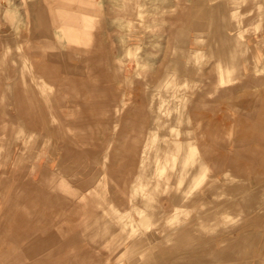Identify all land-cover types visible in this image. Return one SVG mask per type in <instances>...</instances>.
<instances>
[{
  "label": "rangeland",
  "instance_id": "rangeland-1",
  "mask_svg": "<svg viewBox=\"0 0 264 264\" xmlns=\"http://www.w3.org/2000/svg\"><path fill=\"white\" fill-rule=\"evenodd\" d=\"M193 1L192 10L195 12L190 22H186L185 18H188L186 13H180L174 20H171L173 15L165 16L166 10L160 9L164 4L167 9L175 5L182 10L190 7V4L183 0H0V72L5 74L7 71L19 70L20 81L24 82L29 77V71L33 66V61L29 58L32 59L33 55L37 54L41 55L38 59V61L41 60V70L58 69L60 71L59 78L62 77L59 80L63 81V83H58L60 86L69 85L64 83L67 81L64 79L73 80L75 83L68 81L71 85L81 84L83 80L89 81V78H84L89 71L94 70L97 75V70H105L107 76L109 71L113 73L115 69L119 72L120 78L106 77L104 80L107 85L111 86L112 95L110 96H119L117 92L113 93L114 88L122 90V115L120 119L119 117L116 119L124 127L145 116V118L152 117L159 120L169 118L171 124L165 130L162 129L159 136V140H164L158 145L164 146L165 143L173 141L177 130L188 133L197 131L200 126L201 138L206 140L208 130L213 129L214 132L216 125H220L224 129L221 134V144L232 148L235 140H241L238 134L243 127L239 121L254 110L253 107L248 108L242 104L243 96L255 91L263 93L264 86L257 89L238 90L239 92L234 96L223 98L220 92L205 93L203 89L215 84L212 76L216 73H207V69L220 63L219 56L212 57L209 52L212 54L213 51V37L217 40L214 48H217L219 52L228 48L220 43L224 32H219V30L223 26L232 29L235 37L238 38L240 44L237 45V53L241 57H245L244 54L251 51L256 53L258 49L264 52V0ZM87 2L91 10L95 11L93 16L88 17V12L81 10L85 9ZM222 3L226 5L227 13L213 15L206 13L207 15H204L206 11L222 8L220 7ZM53 8L57 9V14L50 12ZM39 12L42 13L37 14ZM38 16L40 21L36 23L34 18ZM72 19L77 28L74 29L76 32L69 37V32L72 33V31H69L68 24ZM87 21L93 22L94 26L90 23L92 29L85 34ZM164 22L166 25L168 23L171 29L163 30L156 25V23L165 25ZM198 25L201 28H198ZM175 26L178 29H175ZM213 27L216 31H213ZM163 36L180 40L179 45L169 46L171 50L179 49L180 53L177 51V56H171L168 64L157 62L159 58H162L164 47V39L160 42L157 39ZM147 39H152L154 43ZM72 40L76 41L78 49L81 45L80 50L68 47L67 43L70 44ZM121 40L124 45L120 42ZM126 41L130 44L136 43L137 46L127 45ZM207 41L212 44H207ZM42 45L56 48V52L61 54L64 45L68 56L62 55L58 61H53L48 56L49 54L45 56L40 52L39 47ZM87 46L88 48L85 49ZM185 49L203 52H191L190 56L184 54ZM121 53L123 56L117 59L116 54ZM184 58L188 60L185 67L182 63L173 60ZM249 58L253 59L255 55L252 53ZM165 59H168L167 55ZM253 62L255 63L252 61L251 65ZM237 66L241 69L240 62L230 60L223 62L224 69L230 71ZM260 70L258 73L251 72L247 78L239 76L238 73L234 74V72L232 75L238 80L233 88H240L251 79V81L259 79L264 81V63L260 66ZM67 73H70L68 76H73V78H66ZM189 73H194L192 78H184V75ZM90 80L93 79L90 78ZM94 80L97 81L98 78ZM4 81L9 85L16 82L13 79L11 82L9 79ZM192 103L194 105L201 103V105L195 109L192 108ZM1 105L6 109L11 102L4 101ZM194 112L201 115L198 122L193 120ZM111 115L113 116L112 113ZM116 119L112 118L110 121L114 122ZM170 126H173L176 131H171ZM15 140H17L15 136L0 133V141L5 145L3 149L0 146L2 155L7 156L10 148L8 145ZM100 141L96 139L95 143L88 147L91 156L96 154L100 162L93 161L90 155L85 161H92L98 168H104L103 164L112 163L113 154L111 157L109 155L114 151L106 155L105 151L98 148ZM145 142L142 138L140 150L146 145ZM155 146L157 147V143ZM41 149L44 152L50 151L48 147ZM37 151L38 149H33V152ZM156 152L157 149L154 148L150 157L145 151L141 158H137L133 184L139 182L145 185L150 184L149 177L155 168L153 156ZM46 157L44 155V162ZM2 163L3 159L0 157V165ZM254 164L256 165V162ZM79 167L74 166L76 170ZM262 169L263 167H259L258 170L262 172ZM76 170L68 173L67 178L77 184ZM205 175V180H202L196 192L201 193L202 198L206 193L210 200L196 202L192 204L193 207L181 209L177 214L161 219L159 214H154L151 221L133 225L127 220L131 216L137 218L135 211L131 210L122 218V221L127 222L119 223L115 220L120 217V213L110 207L109 219L115 221L112 224L115 233H109L106 238L99 237L101 233L93 232V230L85 233L79 230L72 234L56 233L61 241L79 235L82 246L85 248L84 253L90 254L95 251L102 256L107 254L113 242L120 237H126V243L130 247L120 249L108 263L92 254H90L88 263H83L77 258L80 255L79 252H72L73 255L70 256L55 252L51 254L50 248H47L46 254L29 253L27 259H19L18 245H22H20L22 251L26 249L27 252H33L35 243H38L34 235H40V233H3V213L0 209V264H33L34 258L36 261H44L45 264H264V173L256 175L249 169L240 173H231L232 177L225 179L229 185L220 183L217 189H215L217 183L213 180L216 175L214 166L213 169L208 166L205 169ZM154 178L155 181L159 179L157 176ZM1 180L2 174H0ZM193 181L196 182L195 177ZM161 184L154 187L153 195L157 201L167 207L170 204L163 189L164 185ZM230 186L239 190H229ZM115 187V183L109 180L105 189L107 192H112L116 190ZM189 187H192V184ZM191 191L194 192L193 188ZM231 202L234 203V209L227 211L224 208L220 214L222 211L220 207L224 206L223 203ZM208 210L213 212L212 221L202 223L200 216ZM145 215L148 214L145 213ZM77 223L79 226L82 225L80 221ZM54 225L58 228L66 225L72 226L73 223L57 218L54 220ZM179 227L183 228L180 233H172ZM113 236L115 237L111 239L112 241L108 243L105 241ZM157 239L163 241L158 243L155 241ZM221 239L230 241L220 244ZM41 250L44 252V248L38 251ZM131 250L136 251L128 255ZM142 252H144L143 255L140 254ZM135 258L138 259L135 260ZM193 258H198V260L190 261Z\"/></svg>",
  "mask_w": 264,
  "mask_h": 264
},
{
  "label": "crops",
  "instance_id": "crops-1",
  "mask_svg": "<svg viewBox=\"0 0 264 264\" xmlns=\"http://www.w3.org/2000/svg\"><path fill=\"white\" fill-rule=\"evenodd\" d=\"M183 1L189 3L190 7H185L182 10V8L175 5L167 9L164 4L160 9L166 10L165 16L168 14L173 15L171 20H174L180 13H186L188 18H185V21L190 22L191 16L195 12V10H192L194 1ZM220 7L223 9L215 8L213 11H206L204 15L206 16V13L208 15L227 13L225 4L222 3ZM188 8L190 9L186 10ZM81 10L88 12V17L95 14V11L91 10L89 2L85 5V9ZM50 12L57 14V9L53 8ZM40 13L42 12L37 14ZM39 16L34 18L36 23L40 21ZM71 22L74 23L73 19L69 20V23ZM87 22L86 33L92 29L90 23L93 24V22ZM164 24L159 25L156 23L163 30L171 29L168 23L166 25L164 22ZM72 25L68 24L69 31L73 29L72 33L69 32V37L74 34V29L77 28V26ZM174 28L178 29L176 26ZM198 28H201V26L198 25ZM222 29L219 30V32H224L220 43L228 48L223 52H219L217 48H214L217 40L213 37L212 54L208 52L212 57L219 56L220 63L207 69V73L216 72L212 76L215 84L207 89L202 88L205 90L204 92H220L221 98H223L234 96L235 93L239 92L238 90L263 87L264 81L262 79L257 81H251V79L240 88H233L234 83L238 80L237 77L234 78V75H232L234 72V74L238 73L239 76L247 78L251 72L258 73L261 71L260 66L264 63V52L258 49L255 53L248 47L255 55L254 60L249 58L251 52L248 53L249 55L244 54L246 58L241 57L237 53V45L240 43L231 31L232 29L224 26ZM213 31H216L214 27ZM162 39H164L162 58H159L157 62L168 64L170 57L177 56L179 50H171L169 46L179 45L180 40L179 38L171 39L163 36L159 37L157 41L160 42ZM151 40L147 39V41ZM75 42L74 40L70 41V44L68 42V47L77 50V43ZM120 42L124 45L122 40ZM126 43L127 45L133 44V47L137 46L136 43L130 44L129 41H126ZM207 44L211 45L212 43L207 41ZM39 48L45 56L49 54L48 56L53 61H58L62 55L68 56L64 45L62 54L56 52V48H48L45 45ZM178 52L180 53V51ZM191 52L202 53L203 51L185 49L184 54L191 56ZM166 55L168 59H165ZM122 56L121 53L116 54L115 57L120 59ZM40 57L41 55L37 54L33 55L32 59L29 58L33 61V66L29 71L28 78L30 79L27 78L24 82L20 81L19 70L7 71L5 74L0 72V133L15 136L17 139L8 145L11 149H8L6 157L0 151V157L3 159V163L0 165V174H2L0 209H2L3 227H5H2V231L3 233H40V235H34L38 243H35L33 252H27L26 249L22 251L20 249L21 244L18 245L19 259H27L29 253H34V255L46 254L47 248H50L51 254L55 252L70 256L73 255L72 252H79L80 255L77 258L82 260L83 263H88L90 254L98 256L108 263L111 257L120 249L130 247L126 243V237H120L116 242H113L107 254L102 256L95 251L90 254L84 253L85 248L82 246L79 235L61 241L56 233L72 234L78 230L85 233L93 230V232L98 231L97 233H101L100 236L98 235L99 237L106 238L109 233H115L112 228L115 221L119 223L130 221L133 225H136V223L141 225L144 222L151 221L154 214H159L160 219L166 218L172 214H177L181 209L193 207L192 204L201 200L209 201L210 198L206 193L203 194L202 198V194L196 192L202 180H205V169L208 166L212 169L213 166L215 168L216 175L213 179L217 183L215 189H217V186L219 188L220 183L228 186L229 184L225 179L234 172L240 173L249 169L256 175L264 173V92L255 91L243 96L242 104L248 108L253 107L254 110L247 113L246 117L239 121L243 127L238 134V138L241 140H235L232 148L221 144V134L224 129L220 125H216L214 132L213 129L208 130L206 140L201 138L200 126L197 131L192 130L193 132L188 133L176 131L173 126H170L171 131H176L175 138L172 142L165 143L163 146L158 145L160 141L164 140H159V136L161 130H165L171 124L169 118L159 120L152 117L145 118V116L139 118V121L135 123L126 124V127L120 121H117L122 115V90L114 88L113 93L117 92L119 96H110L112 95L111 86L110 84L107 85L104 80L106 77H119L117 70L114 69L113 73L109 71L107 76L105 70H97V75H95L94 70L89 71L84 77L89 78V81L83 80L81 84L71 85L68 81L73 82V80L64 79L67 80L64 83L69 85L60 86L58 83H63L62 80H59L62 77L59 78L60 71L58 69L41 70V60L38 61ZM173 60L182 63L184 67L188 62L187 58ZM225 60L240 62L241 69L238 66L234 67L232 71L224 69L223 62ZM251 60L255 61L252 65ZM67 70L69 71V69ZM68 74L70 73H67L66 78H73ZM193 75L194 73L185 74L184 78H192ZM90 78L93 80L91 81ZM95 78H98V80L95 81ZM222 78L227 81L223 85L220 83ZM5 79H9L10 82L13 79L16 82L9 85L5 83ZM4 101L11 102V105L6 109L2 108L1 105ZM199 105L201 103H195V105L192 103V108L198 109ZM74 107L76 109H71ZM135 107L137 108V106ZM141 111L144 112L142 109ZM193 116V120L198 122L201 115L194 112ZM117 117L119 118L116 119ZM112 118L116 120L111 122ZM142 138L145 139L146 145L140 150ZM96 139L101 140L98 148L105 151L106 155L110 151H114V153L110 152L109 155L111 157L113 154L112 163L110 165L103 164L104 168H98L92 161H85L88 155L91 156L88 147H91ZM213 142H216V144H213ZM155 143H157V147ZM0 146L3 149L5 145L0 141ZM46 147L50 150L49 152H44L41 149ZM147 147L148 150H146ZM35 148L38 149L37 152H33ZM154 148L157 149V152L153 156L155 168L149 177L150 184L145 185L140 182L133 184L137 158H141L145 151L148 153L147 156L150 157V153ZM44 155L47 156L45 162L43 161ZM91 157L93 161L100 162L96 154ZM76 165L80 166L77 170L74 168ZM259 167H263L262 172L258 170ZM74 169L76 170L75 178L78 179L77 184L67 178L68 173L74 172ZM154 176L159 179L155 181ZM194 177L196 182L193 181ZM109 180L111 183H115V191L107 192L105 189L109 184ZM161 183L164 185L163 189L170 204L167 207L157 201L153 195L154 187L162 185ZM191 184L192 187H189ZM191 188L194 192L191 191ZM233 189L239 190L230 186L229 190ZM223 205L220 207L222 209L220 214L224 208L227 211L234 209V203L232 202L223 203ZM110 207L120 213V217H117L115 221L109 219ZM131 210L137 213V218L131 216L127 221H122V218ZM145 213L148 215H145ZM211 216H213V212L208 210L200 216V221L202 223L210 222L212 221ZM57 218L71 221L73 225L56 228L54 220ZM77 221H80L82 225L79 226ZM182 230L183 228L179 227L172 233H180ZM114 237L105 241L108 243ZM155 241L161 243L163 240L157 239ZM229 241V239L225 241L221 239L220 244ZM42 248H44V252L42 250L38 251ZM134 251L136 250H131L128 255ZM140 254L143 255L144 252ZM137 259L135 258V260ZM197 260L198 258H193L190 261ZM32 263L45 264L44 261H36L35 258Z\"/></svg>",
  "mask_w": 264,
  "mask_h": 264
},
{
  "label": "bare ground",
  "instance_id": "bare-ground-1",
  "mask_svg": "<svg viewBox=\"0 0 264 264\" xmlns=\"http://www.w3.org/2000/svg\"><path fill=\"white\" fill-rule=\"evenodd\" d=\"M72 24H73V25H72ZM69 25L77 26L75 22H74V23L71 22V23H69ZM70 30H71V29H70ZM72 30H73V29H72ZM72 30H71V31H72ZM73 32H74V31H73ZM75 32H76V31H75ZM85 33H86V32H85ZM86 34H88V33H86ZM46 47H47V46H46ZM80 47H81V45L79 46V48H80ZM85 48L87 49L88 46L85 47ZM89 49H90V48H89ZM50 52H52V51H50ZM89 53H90V52H89ZM94 53H95V52H94ZM90 55H91V54H90ZM226 82H227V81H226L224 78H222L221 81H220L221 85H223V84L226 83ZM256 97H257V96H256ZM252 99H253V98H252ZM252 99H251V100H252ZM254 99H255V98H254ZM248 101H249V100H248ZM192 157H194V156H192ZM168 181H169V180H168Z\"/></svg>",
  "mask_w": 264,
  "mask_h": 264
}]
</instances>
